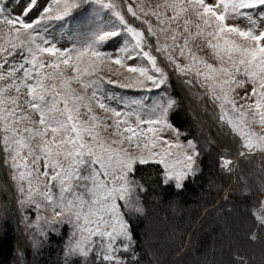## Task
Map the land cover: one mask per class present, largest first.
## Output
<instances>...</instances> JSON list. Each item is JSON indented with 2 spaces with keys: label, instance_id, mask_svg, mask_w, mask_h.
<instances>
[{
  "label": "snow or ice",
  "instance_id": "6c2138e0",
  "mask_svg": "<svg viewBox=\"0 0 264 264\" xmlns=\"http://www.w3.org/2000/svg\"><path fill=\"white\" fill-rule=\"evenodd\" d=\"M173 80L216 127L205 144L220 198L205 212L230 215L253 187L247 163L264 160V0H0V218L19 212L37 251L61 237L63 264H141L139 169L177 193L203 175L206 149L172 121ZM252 216L246 242L264 245V199Z\"/></svg>",
  "mask_w": 264,
  "mask_h": 264
},
{
  "label": "trees",
  "instance_id": "16d2710c",
  "mask_svg": "<svg viewBox=\"0 0 264 264\" xmlns=\"http://www.w3.org/2000/svg\"><path fill=\"white\" fill-rule=\"evenodd\" d=\"M169 91L179 100V106L172 114V121L189 132V138L196 137L206 149L203 154V175L195 181L189 179L183 191L172 188L157 187L155 184L156 168L142 166L137 175L149 180V191L145 197L147 217L133 220L141 251L145 253L141 264H148L147 252L158 251L163 264H230L231 252L237 246L243 247L253 264H264V245H248L246 237L252 225V213L258 208L261 168L264 160L256 156L245 167L250 172L252 190L241 193L238 189L231 204L223 207H234L230 215H221L211 209L219 196L214 187H209V179L218 175L215 166L216 152H208L205 139L217 138L216 127L210 113L204 111V105L195 101L193 95L173 80ZM150 93L143 92L140 99L147 100ZM227 146L220 140L219 147ZM219 149H217L218 151ZM219 183V181H217ZM161 198L153 195V191ZM247 195V199H245ZM174 201V206L169 201ZM2 202V197H0ZM13 210L16 205L13 202ZM65 234L67 229H64ZM62 238L53 235L38 251L34 250L25 234L24 225L20 223V213L14 211L11 218H0V264H63L60 245ZM155 264V261H153Z\"/></svg>",
  "mask_w": 264,
  "mask_h": 264
},
{
  "label": "rangeland",
  "instance_id": "374dc122",
  "mask_svg": "<svg viewBox=\"0 0 264 264\" xmlns=\"http://www.w3.org/2000/svg\"><path fill=\"white\" fill-rule=\"evenodd\" d=\"M104 75L107 77V76H110L111 74L110 73H104ZM118 92L120 94L125 95L126 97L135 98V99H140L138 97V95L139 96H142L143 95V92H133L132 90H123V89H120V90H118ZM144 92H146V91H144ZM142 100H144V99L142 98ZM149 103H151V101H149ZM169 138H171V137H169Z\"/></svg>",
  "mask_w": 264,
  "mask_h": 264
}]
</instances>
